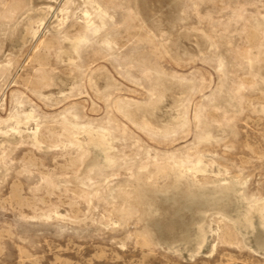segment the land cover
<instances>
[{
    "label": "rangeland",
    "instance_id": "1",
    "mask_svg": "<svg viewBox=\"0 0 264 264\" xmlns=\"http://www.w3.org/2000/svg\"><path fill=\"white\" fill-rule=\"evenodd\" d=\"M0 264H264V0H0Z\"/></svg>",
    "mask_w": 264,
    "mask_h": 264
},
{
    "label": "bare ground",
    "instance_id": "2",
    "mask_svg": "<svg viewBox=\"0 0 264 264\" xmlns=\"http://www.w3.org/2000/svg\"><path fill=\"white\" fill-rule=\"evenodd\" d=\"M97 6H98V4H97ZM98 8H99V7H98ZM84 16H85V17L88 16V12L85 13ZM86 18H87V17H86ZM258 211H259V208H258ZM259 246H260V245H259Z\"/></svg>",
    "mask_w": 264,
    "mask_h": 264
}]
</instances>
